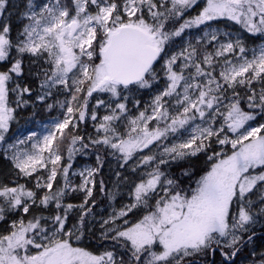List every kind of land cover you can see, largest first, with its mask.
<instances>
[{
	"label": "snow or ice",
	"instance_id": "6c2138e0",
	"mask_svg": "<svg viewBox=\"0 0 264 264\" xmlns=\"http://www.w3.org/2000/svg\"><path fill=\"white\" fill-rule=\"evenodd\" d=\"M197 2L46 0L35 10L32 0H27V11L22 14V21L27 22H22L13 38L11 22L3 18L9 0H0V141L14 119L10 92L16 96L17 107L39 101L52 109L49 98L57 93L70 97L60 104L65 109L63 119L32 144V152L13 153L19 174L33 178L40 169L48 174L34 177L39 191L24 184L0 188V221L8 212L31 216L27 222L13 220L7 234L0 235V264H238V259L240 264L246 260L264 264V252L257 254L255 247H249L255 243L257 227L264 232V123L249 124L264 117V87L259 93L251 87L253 81L264 83V47L252 49L248 58L241 39L220 41L213 30L206 31L205 37L218 47L214 53H205L202 60L197 59V49L190 43L180 52L168 54L170 42L186 29L221 19L264 35V0H206L196 16L183 19ZM237 52L240 55L235 62L227 59L226 54ZM214 57H225L219 78L213 75ZM178 60L183 63L177 70ZM192 68L195 71L186 75ZM161 70L163 89L155 92L138 115L127 117L125 138L115 122L129 111L128 94L151 90ZM242 86L248 89L244 97L238 91ZM105 93L107 100L101 98ZM92 99L95 104L89 109ZM224 100L229 103L223 105ZM242 102L251 111H246ZM139 105L135 100L134 106ZM221 106L226 114L220 111ZM100 107L108 114L95 125L97 138L86 141L85 136L74 134L79 122L89 117L97 120ZM217 116L224 117L218 128ZM183 133H188L187 138H180ZM169 136H175L176 141L165 143ZM34 138L33 133L27 140ZM65 141L69 161L90 147H103L111 149V155L119 154L120 168L148 150L131 168L133 172L142 166L150 168L142 174L146 179L131 189L129 203L113 209L101 222L99 237L88 228V218L95 204L90 201L94 176L104 161L97 154V167L81 172L83 183L73 187L69 181L72 164H61ZM213 144L221 146L220 151ZM227 145L231 154L225 151ZM201 154L209 167L192 187V158ZM182 164L187 166L179 175L164 170ZM58 175L63 176L64 184L54 189ZM116 175L120 177V172ZM185 178L188 187L183 186ZM100 184L103 191V181ZM69 191L84 192L83 203L65 205L63 198ZM117 195L119 191L109 193L112 199ZM74 208L79 209V215L69 228ZM141 208L149 210L129 225V215ZM33 209L41 214H33ZM45 210H50L48 216L43 215ZM89 239L104 251L90 250Z\"/></svg>",
	"mask_w": 264,
	"mask_h": 264
},
{
	"label": "rangeland",
	"instance_id": "374dc122",
	"mask_svg": "<svg viewBox=\"0 0 264 264\" xmlns=\"http://www.w3.org/2000/svg\"><path fill=\"white\" fill-rule=\"evenodd\" d=\"M43 2H46V0H32L33 5L36 6L35 10L39 9V6L42 5ZM206 5V0H198L197 4L194 5L191 8L190 12V18L196 16L199 11L202 10V8ZM28 5L27 0H9V5L7 9V13L3 17L5 20H10L12 24V36L15 38L19 31L22 28V22L26 23L27 21H22V14L27 11ZM212 22V21H211ZM214 26H207L201 33L197 34L195 36V42H198L200 44H205L209 47L210 51L209 53H214L216 48L218 47L217 42L213 41L211 43H208V38L205 37L206 31H217L219 33V39L220 41H225L228 38H231L235 40L236 38H239L243 41L246 53L248 58H251L252 56V49H259L260 47H264V40L257 42L256 44L249 43L250 34L242 24H238L235 21H230L226 19H221L218 21H215ZM209 23V22H206ZM225 34H228L227 36ZM185 47L190 43L189 37L185 36ZM205 53H208L207 50H204ZM178 53V52H177ZM175 54V53H173ZM172 55V54H171ZM240 54L237 52L235 54H226L227 59L232 60L235 62L236 57H238ZM203 59V56L200 58V60ZM220 60L222 63V66H224V59L225 57H214V60ZM182 60L177 61V70L178 66L182 64ZM25 64L27 65V60L25 61ZM205 66V65H204ZM207 67V66H205ZM222 69V68H221ZM191 72H194V68L190 69ZM221 71V70H220ZM187 75V74H186ZM219 77V74H218ZM258 81V80H257ZM254 82V81H253ZM262 83V82H261ZM264 84V83H262ZM34 87H38V85H34ZM163 89V88H162ZM161 89V90H162ZM157 90L150 92L149 95H146L145 92H139L134 93L135 99L132 98V103L128 102V113L126 114L125 118H122L119 121H116L117 124V131L124 135L126 138V133L128 130L127 124V117H134L138 115V111H142L144 107L151 102L152 96L155 94ZM247 91L243 90V97L245 96V93ZM96 94H94L95 96ZM108 94L105 93V96ZM141 95L144 96V98H140ZM70 98L68 96V93H57L54 97L49 98L47 103L53 104L54 107L52 109H48L44 104L40 103L39 101H36L34 104L32 102L29 103L26 107H17L15 100L16 96L14 93H9V107H12L15 109L13 116L14 119L9 122V130L5 134L4 141H0V155L3 160L7 162V165L16 171L17 175L21 178H29L24 177L23 175L19 174V170L14 167L12 156L13 153H24V152H32V144L35 143L38 140H42V137L47 135L48 132L51 130L52 124H54L57 120L63 119V114L65 112V109L60 107V104L65 101V99ZM230 98V96H229ZM33 100H35V96H33ZM139 100L140 105L138 107L134 106V101ZM229 103V100H224L223 105H227ZM95 104V99H92L89 105V109ZM32 108L40 109V112L42 113V118L39 119H30V118H24L21 121V111H25L26 109L30 110ZM27 110V111H28ZM220 111L222 113L226 114V108L224 106H221ZM108 114V110L104 107H100L97 109V120L92 121L89 118L86 119L85 122H81L83 124H87L89 128L92 129L94 137H97V130L95 125H98L100 120L104 115ZM199 122V121H197ZM224 123V117L223 116H217L216 124L215 126L218 128L221 124ZM249 124L253 127L258 126L259 124H255L254 121H250ZM155 122H151L150 127H154ZM248 125H246L247 127ZM76 129V128H75ZM35 134V138L31 141L27 140V137L29 135ZM103 133H100L102 135ZM188 133H183V135L180 137L181 139L187 138ZM230 136H233L232 133H229ZM176 137L174 139H170L168 142H175ZM20 140H25L26 143L20 144ZM12 145H15L16 147H11ZM231 147V146H230ZM153 151H156V149H153ZM141 154H148V150L145 149L143 153H137L131 161H129L128 166L124 168H120L116 172H120V177H117L116 172L113 174L112 178L110 179V183L108 188L105 191L104 199H101L104 204L102 206H99L97 209L92 210V215L88 218L92 233H94L95 237L100 236V224L104 219H108L109 215L112 213L113 209L118 210L122 204H127L130 202L131 197L129 196V192L134 187L136 183H139L141 179H146L142 174L146 171H150V168L141 167L136 172L131 171L132 166H134L135 161L139 158V155ZM231 154V152H230ZM119 156V154H117ZM122 163V160H120ZM93 168L91 164L88 162L84 164H79L77 166L71 167L69 170L70 174V182L75 185H80L83 183L84 177L80 175L81 172H84L85 169ZM47 170L46 169H40L38 173L34 174V177L39 176H47ZM86 175V172H85ZM29 178L31 180V185L33 189L38 191L35 187L36 180L35 178ZM3 183L0 181V188L4 187ZM119 191V195L116 196L115 199H112L109 196V193H114ZM3 201V198H0V202ZM146 214L144 212L143 214L138 213V211L135 212V214L129 215V225L131 223H135L138 221L142 216ZM13 220H19L16 216H14V212H8L5 216V220L0 221V235L7 234V230L11 227V223ZM96 227V229H94ZM88 246L92 247L95 250H99L100 248L97 247V245L93 244L92 241L89 239L86 241ZM104 250V248H103ZM99 252H102V250H99ZM246 254V253H245ZM238 264H240V260H238ZM245 264V261H244Z\"/></svg>",
	"mask_w": 264,
	"mask_h": 264
},
{
	"label": "trees",
	"instance_id": "16d2710c",
	"mask_svg": "<svg viewBox=\"0 0 264 264\" xmlns=\"http://www.w3.org/2000/svg\"><path fill=\"white\" fill-rule=\"evenodd\" d=\"M190 12H191V8L188 9L185 14L183 19H189L190 17ZM183 19L179 20L178 23H182ZM215 21L206 23L205 25H201L199 27H193L190 29H186L184 33H182V35L180 37H176L174 38V40L172 42H170V46L168 48V54L171 55L173 53H177L180 52L184 47H185V36L189 37L190 42L192 43L193 46L196 47L197 49V59L200 60V58L205 54L204 50H207L208 53L211 52L209 47L205 44H200L198 42H195V36L199 33H201L207 26H214L215 25ZM178 26V24H177ZM169 27H171V24L169 25ZM250 39H249V43H253L256 44L259 41L264 40V35L261 34H250ZM214 72L213 75L218 77V74L221 70V68H223L222 63L220 62V60H214ZM163 64V61L160 62V64L157 65V68H160V65ZM204 66V65H202ZM205 67V66H204ZM190 71L186 70L185 74H187V72ZM195 71V69H194ZM159 76L160 79L154 84L153 88L151 90H140V92H145L146 95H149L150 92L155 91V90H161L164 87V83H165V78H164V73L161 70L159 72ZM252 88L255 89V91L257 93L260 92L261 88L264 87V84H262L260 81H254L252 86ZM243 90L248 91L247 88L245 87H241L240 89H238V91L240 92V95L243 97ZM129 95V101L130 103H132V98H136L134 93L128 94ZM228 96H230L231 98V90H229V92L227 93ZM101 98L107 100L108 99V95L105 96V94H101ZM140 98H144L143 95H141ZM246 111H251L250 109L247 108V103L246 102H242L241 105ZM28 109H26L25 111H27ZM258 111V110H257ZM37 116L39 119L42 118V113L40 112H36ZM36 114L34 113L33 116H36ZM31 112H27L26 118H34L31 116ZM255 124H260V123H264V117H260L258 116L257 119L254 121ZM115 126L117 128V124L115 122ZM73 133L74 134H79L82 136H85V139L87 141L88 137H92V138H97L94 137V135L92 134L93 131L91 128L88 127L87 124H83L81 122H79L78 127L76 129H73ZM175 136H169L168 140L165 142H168L170 139H174ZM68 143L67 141H65L62 145H61V153L63 156V159L61 161V164L66 166L68 163L72 164V167L77 166L79 164H84L86 162H88L89 164H91L93 166V168L97 167V162H96V156L97 154L100 155L101 159L104 161L103 163V167L100 168V171L94 176V180H95V186L93 187V196L90 198V201H95L94 206H92V210L97 209L99 206H102L104 204V202L101 199H104V195H105V191L109 186L110 183V179L112 178L113 174L120 169L119 165L121 163V161L119 159H117V156L111 155L110 153L112 152L111 149H107V148H103L101 147L99 150L95 147H90L89 149L86 150L85 154H80L77 153L73 159L71 161H69L68 159V153H67V147H68ZM79 143L76 145L77 148H79ZM213 148L216 151H220L221 146L213 144ZM225 151H227L228 154H230V152L232 151L230 145L224 146ZM211 154V153H209ZM192 164L194 165V169H195V176L193 177V183H192V187L195 186L194 184V180L198 179L200 175L203 174V172L209 167V164L206 163V156H204L203 154L199 155L198 157H194L192 158ZM186 164H182V165H173L171 169H164L165 171H171L172 173H175L176 175L180 174V170L182 167H186ZM163 168V166H162ZM70 176V174H69ZM70 178V177H69ZM0 181L1 183H3V185L8 186V187H14L17 186L18 184H24L27 188L33 189L32 187V183L31 180L29 178H21L19 177V175H17L16 171L11 169L8 165L7 162L5 160L2 159L1 155H0ZM70 181V179H69ZM103 181V187L104 190L101 191V184L100 182ZM71 183V182H70ZM64 184V179L62 175H58L57 176V180L56 183L54 184V189L58 188V187H63ZM71 185L73 187H77V185L71 183ZM183 186L184 187H188L189 186V181L187 180V178L184 179L183 182ZM39 191V190H38ZM43 193L41 192V195ZM84 197H85V193L82 191H69L68 194L63 198V203L66 204H73V205H80L83 203L84 201ZM52 209L54 210V205L52 206ZM149 209L147 208H141L138 213L143 214L144 212H147ZM33 214L35 215H40L41 212L38 209H33ZM50 214V210H45L43 212V215L48 216ZM79 215V209L78 208H74L71 213L69 214V221H68V227L70 228L72 226L73 223L77 222V218ZM14 216H16L19 220L21 218H23L25 220V222H27V220L31 219L30 215H25L23 213H19V212H14ZM90 224H88V228H89ZM91 229V228H90ZM94 229H96V227H94ZM92 241L93 244L96 245L95 241L93 239H90ZM90 247V246H89ZM251 247H255L257 254H259L260 252H264V232H260L259 230V226L257 227V238L255 240L254 245H250ZM99 250H103L102 247H99ZM90 250H93L94 252H97L99 250H95L92 247H90ZM255 257H251L250 259H254ZM239 260V259H238ZM245 264H248V261H245Z\"/></svg>",
	"mask_w": 264,
	"mask_h": 264
},
{
	"label": "flooded vegetation",
	"instance_id": "af4514ba",
	"mask_svg": "<svg viewBox=\"0 0 264 264\" xmlns=\"http://www.w3.org/2000/svg\"><path fill=\"white\" fill-rule=\"evenodd\" d=\"M39 110L40 109L32 108V109H30L28 111H21V114H20V117L22 118L21 121L26 117L27 112H31V114H32L31 116L34 117V118H30V119H37L38 116H37L36 112H39ZM34 113L36 114V116H33Z\"/></svg>",
	"mask_w": 264,
	"mask_h": 264
}]
</instances>
